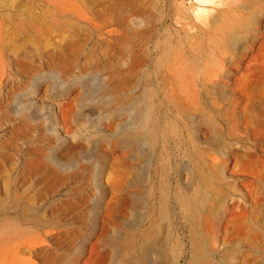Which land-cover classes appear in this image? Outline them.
Masks as SVG:
<instances>
[{"label": "rangeland", "instance_id": "374dc122", "mask_svg": "<svg viewBox=\"0 0 264 264\" xmlns=\"http://www.w3.org/2000/svg\"><path fill=\"white\" fill-rule=\"evenodd\" d=\"M0 264H264V0H0Z\"/></svg>", "mask_w": 264, "mask_h": 264}]
</instances>
